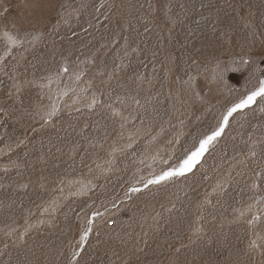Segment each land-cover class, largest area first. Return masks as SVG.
Instances as JSON below:
<instances>
[{"label":"rangeland","instance_id":"1","mask_svg":"<svg viewBox=\"0 0 264 264\" xmlns=\"http://www.w3.org/2000/svg\"><path fill=\"white\" fill-rule=\"evenodd\" d=\"M5 27L42 39L0 61V264H70L74 251L79 264H264V215L248 223L264 197V101L234 114L185 177L140 183L178 163L264 71V0H0ZM4 45L0 35V56ZM65 58L70 74L49 83ZM93 93L125 115L118 96H151L147 131L120 137L108 108L85 106ZM51 101L61 112L42 125L34 107ZM25 217L37 228L13 246Z\"/></svg>","mask_w":264,"mask_h":264},{"label":"snow or ice","instance_id":"2","mask_svg":"<svg viewBox=\"0 0 264 264\" xmlns=\"http://www.w3.org/2000/svg\"><path fill=\"white\" fill-rule=\"evenodd\" d=\"M0 35L3 36L5 41V45H4L5 50L3 56H0V61H2L5 56H10L14 50V47L18 48L27 43L35 44L38 40L42 39V35L37 33L35 29L32 32H24L23 34H21L19 31H16L15 34H13L11 30H8L7 27H5V29L2 32H0ZM113 42L115 43V41ZM25 51H27V49H25ZM137 52L138 49L131 48V53L135 54ZM128 55H129V51L126 47L124 51V57H127ZM86 63H92V61L87 60ZM244 63L248 64L250 63V61L248 59H245ZM260 63L264 64V60H261ZM119 67L120 65L116 66L117 70L119 69ZM69 74H70L69 64L67 58H65L57 66L55 72H49L46 79L50 83L53 81V79H56L61 75H69ZM83 75H84L83 71L78 70L74 73V79L78 81L81 79ZM109 78H111V73H109ZM136 78L142 80V77L137 76ZM12 79L13 81H16L18 77L13 75ZM192 80L193 78L189 77V80L185 81V83L191 85ZM150 82L151 81H149V83ZM249 82L251 83V86L247 88L246 92L241 94L238 98H236L234 101L230 102L224 107L223 111L220 114L217 124L210 131L201 134L198 141L194 143L193 147L190 150H188L183 154V157L179 159L178 163L172 166L162 168L158 173L140 182L143 185L144 189H148L149 186L160 185L161 183L173 180L174 178L185 177L186 174L191 173L193 171V168L199 163L200 158L208 151L209 147L212 146L219 137H221L222 133H224L225 129L230 125L231 122L230 118H232L234 114H241L244 112V110L250 109L252 105H254L257 102V98H259V100L261 101H264V71H262L258 76H256L254 73L250 75ZM13 88L15 90L17 98H20L22 85L14 83ZM9 94H11V91ZM117 100L124 108L128 109L127 115H125L124 112L122 111L116 110L114 107H112L111 104L105 105L103 100H101L95 93H93L90 98H86L83 102L85 103V106L92 111H95L97 106L108 108L111 111V115L114 120L117 117L119 118L120 131L118 135L120 137H123L125 132H127L129 141L134 142L138 137H140L147 131L144 127V121L145 118L147 117L149 106L153 105V98L151 96L147 97L143 104L141 103V100L137 96L130 94L125 97L118 96ZM78 101H80L79 97H77V101L73 102V106ZM132 105H135V107H133ZM76 110L79 111V109ZM0 111H3V109H0ZM262 111H264V109H262ZM60 112H61V108L59 104L56 101H51L50 106L47 109L42 108L40 106H35L32 114L39 115L42 125H47L51 123L53 117H56ZM151 112L159 115V109L155 106L151 107ZM137 121H139V124L136 123ZM153 139H155V137H153ZM177 142L179 141L177 140ZM101 147H103L102 144ZM131 147H132V143H128L119 150L123 151L124 148H131ZM115 151H117V149L115 148V146H112V153H115ZM251 155L254 156L255 152H252ZM81 162L83 163V161ZM109 163H111V161H109ZM164 163L167 164L166 161ZM240 163H244V161L241 160ZM14 166L18 167L19 165H14ZM96 168L100 169L101 165L97 164ZM5 171H7V169H5ZM89 171L91 172L92 169H89ZM237 175H239V173ZM257 175H260V173H257ZM58 180L60 184L62 185L65 184L63 178H58ZM68 183L70 184L71 182L69 181ZM90 183L91 181L87 182V184ZM87 184H82L80 188L81 192H83L84 188L87 187ZM24 187H27V185H24ZM226 187H227V180H225V182L220 185L221 192H223L226 189ZM69 190L71 191V189ZM140 190L141 189L135 185H133L128 189L129 192H139ZM60 191L63 192L64 189L61 188ZM253 208H256V212L253 213L252 219L248 220L249 224H252L255 220H257L262 215H264V197L257 198V205L248 206L249 210ZM52 210L53 211L56 210L55 202H53ZM99 215L100 213L98 211H94L91 217H89L88 220L86 221L85 227L81 232L79 238L78 248L81 249L83 248L84 243L89 236V233H91V231L93 230L92 222L94 218ZM243 216H244V212L241 211L240 217ZM24 223H25L24 231L18 233L16 241L13 242V246H15L17 242L26 243L27 235L30 234V230L37 228V226L32 224L27 217H25ZM39 223L43 224L44 221L41 220ZM14 233H15V229L9 228L7 231H5L4 234L6 236H12ZM260 239L264 240V237H260ZM255 246H257L256 240H253L250 244V247H255ZM7 247L8 245L5 244V248ZM79 255H80L79 251H74L72 254V260L70 264H79V261L77 260V257Z\"/></svg>","mask_w":264,"mask_h":264}]
</instances>
